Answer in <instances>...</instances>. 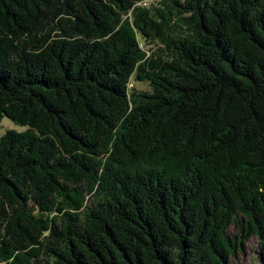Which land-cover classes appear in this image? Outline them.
Returning <instances> with one entry per match:
<instances>
[{"label": "trees", "instance_id": "16d2710c", "mask_svg": "<svg viewBox=\"0 0 264 264\" xmlns=\"http://www.w3.org/2000/svg\"><path fill=\"white\" fill-rule=\"evenodd\" d=\"M148 1L0 0V264H264V0Z\"/></svg>", "mask_w": 264, "mask_h": 264}, {"label": "rangeland", "instance_id": "374dc122", "mask_svg": "<svg viewBox=\"0 0 264 264\" xmlns=\"http://www.w3.org/2000/svg\"><path fill=\"white\" fill-rule=\"evenodd\" d=\"M158 0H150L147 2V5L154 3L156 4ZM131 89H135L139 92H145L148 91V86L145 83L132 82ZM26 129V127H23L21 125H18L11 120L7 118H3L0 121V136H2L7 130H14L16 132H22ZM254 249H255V241L253 239L250 240V242L246 245V253L245 256L242 259H239L235 262V264H256L254 260Z\"/></svg>", "mask_w": 264, "mask_h": 264}, {"label": "built area", "instance_id": "2783aa9c", "mask_svg": "<svg viewBox=\"0 0 264 264\" xmlns=\"http://www.w3.org/2000/svg\"><path fill=\"white\" fill-rule=\"evenodd\" d=\"M142 5H143V6H147V2H143ZM130 86H131V85H129V87H130Z\"/></svg>", "mask_w": 264, "mask_h": 264}]
</instances>
